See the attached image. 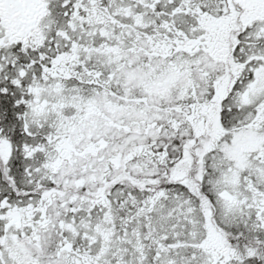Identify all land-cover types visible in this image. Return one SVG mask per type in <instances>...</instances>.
<instances>
[{"label": "snow or ice", "instance_id": "1", "mask_svg": "<svg viewBox=\"0 0 264 264\" xmlns=\"http://www.w3.org/2000/svg\"><path fill=\"white\" fill-rule=\"evenodd\" d=\"M0 264H264V0H0Z\"/></svg>", "mask_w": 264, "mask_h": 264}]
</instances>
